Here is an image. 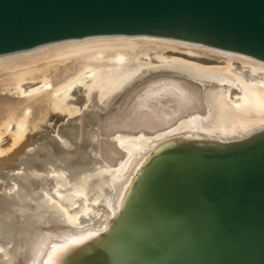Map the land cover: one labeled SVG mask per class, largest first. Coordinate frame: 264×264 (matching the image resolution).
Segmentation results:
<instances>
[{
    "label": "bare ground",
    "instance_id": "1",
    "mask_svg": "<svg viewBox=\"0 0 264 264\" xmlns=\"http://www.w3.org/2000/svg\"><path fill=\"white\" fill-rule=\"evenodd\" d=\"M0 91L12 95L0 106V264H89L100 249L113 264H164L134 245L183 220L134 218L149 163L264 135V61L175 37L93 35L3 54Z\"/></svg>",
    "mask_w": 264,
    "mask_h": 264
},
{
    "label": "water",
    "instance_id": "2",
    "mask_svg": "<svg viewBox=\"0 0 264 264\" xmlns=\"http://www.w3.org/2000/svg\"><path fill=\"white\" fill-rule=\"evenodd\" d=\"M117 34L197 41L264 61V0H0V55ZM130 203L139 224L183 219L159 223L150 237L136 239L137 257L163 258L164 264H264V135L224 149L158 153ZM181 233L187 237L178 252L172 244ZM99 251L89 264H113Z\"/></svg>",
    "mask_w": 264,
    "mask_h": 264
},
{
    "label": "rangeland",
    "instance_id": "3",
    "mask_svg": "<svg viewBox=\"0 0 264 264\" xmlns=\"http://www.w3.org/2000/svg\"><path fill=\"white\" fill-rule=\"evenodd\" d=\"M63 71H64V67H63V65L61 64L58 72H59L60 74H62ZM11 97H12V95H10V94H8V93H6V92H1V91H0V106H1V104H2L3 102L8 101L9 98H11Z\"/></svg>",
    "mask_w": 264,
    "mask_h": 264
}]
</instances>
